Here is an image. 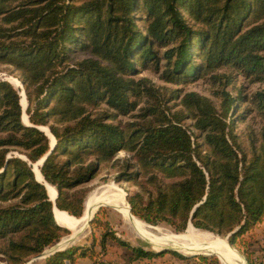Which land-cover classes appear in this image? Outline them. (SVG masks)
Wrapping results in <instances>:
<instances>
[{"label": "trees", "instance_id": "obj_1", "mask_svg": "<svg viewBox=\"0 0 264 264\" xmlns=\"http://www.w3.org/2000/svg\"><path fill=\"white\" fill-rule=\"evenodd\" d=\"M0 64L18 72L29 119H21L18 90L0 79V254L7 264H23L69 231L55 223L53 202L32 171L49 150L40 171L56 188L57 209L76 217L86 196L79 186L125 150L120 177L136 186L126 200L148 223L181 230L190 220L231 233L235 244L264 219V127L248 132L247 145L239 141L230 117L239 97L225 89L232 76L219 72L264 82V0H0ZM143 70L176 84L209 76L219 104L196 91L163 94L138 76ZM171 99L180 108L171 110ZM252 102L264 116V89ZM42 125L56 140L52 148ZM95 253L71 245L38 264L79 257L100 264Z\"/></svg>", "mask_w": 264, "mask_h": 264}, {"label": "rangeland", "instance_id": "obj_2", "mask_svg": "<svg viewBox=\"0 0 264 264\" xmlns=\"http://www.w3.org/2000/svg\"><path fill=\"white\" fill-rule=\"evenodd\" d=\"M139 16V15H138ZM141 26V23L138 22ZM219 72H225L230 74L233 78V82L225 87L226 90L230 92L235 98L238 96L237 108L232 112L231 118H234V131L240 135L239 141L242 144L247 145L246 135L250 130L259 131L264 127V116L258 113L255 104L252 102V96L254 93L264 89V82H249L241 74L230 70L221 69ZM138 76H146L151 80V82L163 91V94L168 95L172 93L173 90H178L180 92L186 91H196L201 95L209 97L212 102L218 106L219 99L215 95V90L218 88L217 83H213L209 76L203 78H198L195 80H190L184 84H176L165 82L159 78L157 73H153L150 70H143ZM8 78V80L16 87L19 96L21 97L22 107L24 109L26 103V95L23 91V86L19 80L18 72L14 71L12 68L5 64H0V79ZM17 80L20 85L17 86L15 83ZM19 87V88H18ZM24 92L25 100L22 101V93ZM179 92V93H180ZM242 96V97H241ZM178 99H171L166 104L171 107V110L180 108V106L175 107L174 104ZM105 108V105L102 104ZM173 107V108H172ZM137 111L133 112L136 114ZM27 114V113H26ZM23 120L26 115L23 111ZM28 116V115H27ZM131 115H119L118 120L122 122H127L132 119ZM26 123H28L27 119ZM24 120V122H25ZM191 120L186 119L184 124L190 125ZM44 131L50 136L52 142L51 132L48 126H40ZM194 132V129L190 127ZM19 154L16 150H11L8 154ZM22 155V154H20ZM25 156V155H24ZM130 154L125 150H120L111 163L104 166L98 174L90 181L80 185L79 187L86 189V196L88 193L92 192L94 189L104 186L109 183H113L118 189L123 192H131L136 189L131 181H127L125 178L120 177L121 172L124 171V161L128 158ZM37 166L39 169L38 162H33V166ZM34 170V168H33ZM47 182V181H45ZM49 183V182H47ZM50 184V183H49ZM51 185V184H50ZM53 186V185H51ZM54 187V186H53ZM55 189V187H54ZM56 191V189H55ZM85 203V200H84ZM84 209V205H83ZM66 212V211H65ZM68 213V212H67ZM83 214V212H82ZM73 216V215H72ZM76 217V216H74ZM81 217V216H80ZM139 222L144 223L155 236L164 237L166 234L180 235L186 233L188 226L191 225L198 231L209 232L221 240H224L227 246L233 250H236L242 257L245 264H264V231L261 227H253L250 231L244 233V235L237 237L236 243L231 244L229 242V235H220L209 230L201 229L195 227L189 221L184 229L176 230L173 226L166 222H159L156 224L148 223L137 216H135ZM79 218V217H78ZM94 220V221H93ZM93 221V222H92ZM105 225V226H104ZM81 226H77L75 229H70L67 234L61 236H67L71 232L78 230ZM111 233L117 238L123 240L126 244L136 248L133 251L129 246L122 245L121 243L112 239ZM105 235V245L101 248V239ZM164 235V236H163ZM72 245L85 246L87 249L95 250L96 261L100 264H221V259L215 255L204 252H194L203 254H183L174 248L163 249L161 251H155L152 245L142 240L133 230L131 225L124 219L123 215L116 209L109 206H101L93 215L92 220L89 225L83 230V232L77 237ZM147 250L155 252V254L142 256L137 252L138 250ZM193 253V254H194ZM29 260L23 264H38L43 258ZM90 259L88 257H79L76 264H88ZM0 264H7V262L1 257L0 254ZM223 264V263H222Z\"/></svg>", "mask_w": 264, "mask_h": 264}, {"label": "bare ground", "instance_id": "obj_3", "mask_svg": "<svg viewBox=\"0 0 264 264\" xmlns=\"http://www.w3.org/2000/svg\"><path fill=\"white\" fill-rule=\"evenodd\" d=\"M15 83L17 86L20 85L17 80H15ZM21 93L22 101L24 102L25 95L24 92ZM25 119L26 118L24 117V120ZM33 168L35 173L38 175V167L34 166ZM44 183L46 184L50 196H54L56 194L54 187L45 181ZM88 194L89 195L85 199L83 214L81 217H74L65 211L54 208V220L61 226L69 229H75L79 225H85L86 220L101 206H109L118 210L123 215L124 219L131 225L134 232L142 240L149 242L156 251L164 248H174L183 254L208 252L210 254L217 255L223 264H245L241 255L236 250L229 248L224 240H221L212 233L198 231L191 225L188 226L186 233L180 235L166 234L165 236L163 235L164 237L155 236L151 231H149L148 227L144 225V223L139 222L135 216H131L128 203L124 197V192L118 189V187L113 183L96 188Z\"/></svg>", "mask_w": 264, "mask_h": 264}, {"label": "water", "instance_id": "obj_4", "mask_svg": "<svg viewBox=\"0 0 264 264\" xmlns=\"http://www.w3.org/2000/svg\"><path fill=\"white\" fill-rule=\"evenodd\" d=\"M4 80H6V81H8L9 83H11L9 80H8V78H5ZM21 82V81H20ZM12 84V83H11ZM13 85V84H12ZM21 85L23 86V84H22V82H21ZM15 87V86H14ZM16 88V87H15ZM23 91H24V89H23ZM25 92V91H24ZM19 103H20V105H21V108H22V113H23V111H24V113H25V115H26V119H27V121L29 122V119H28V116H27V114H26V112H25V110H26V107H27V105H28V101H27V98H26V103H25V106H24V109H23V107H22V103H21V97H20V99H19ZM21 119H22V121L24 122V120H23V116L21 115ZM24 123H26V122H24ZM28 124V123H27ZM38 128L39 129H41L42 131H44V129L43 128H41L40 126H38ZM44 133L49 137V139H50V136L44 131ZM51 136H52V142H51V140H50V147L52 148L53 147V145L55 144V138H54V136L51 134ZM50 151V150H49ZM48 151V152H49ZM47 152V153H48ZM47 153L44 155V156H42L37 162H38V165H39V174L37 175L36 173H35V171L33 170V167H32V171L34 172V175H35V178H36V180L37 181H39L40 183H42L44 186H45V188H46V191H47V194H48V197H49V200H51L52 202H53V209L54 208H57L56 207V205H55V199H56V196H57V191H56V194L54 195V196H50V194L48 193V190H47V187H46V184L44 183V181H45V179H44V177H43V175H42V173H41V171H40V166L42 165V163H43V161H44V159H45V157H46V155H47ZM15 155H17V156H19V157H21V158H23V159H26V157L25 156H23V155H19L18 153L17 154H15ZM32 166H33V164H32ZM55 187V186H54ZM56 189V188H55ZM124 194H125V200H126V195H127V193L126 192H124ZM127 201V200H126ZM128 203V202H127ZM128 207H129V212H130V214H131V216L133 217L134 215L132 214V212H131V210H130V205H129V203H128ZM67 212V211H66ZM96 212V211H95ZM94 212V213H95ZM82 215V214H81ZM93 215L94 214H92L87 220H86V224L85 225H83V226H81L78 230H76L75 232H71V234H69V235H67V236H64L63 238H60L57 242H55V243H53V244H51V245H49V246H47V247H45V249L42 251V252H40L38 255H36V256H34L33 258H32V260H35V259H40V258H45V257H47V256H49L50 254H53V253H55V252H57V251H62V250H65L66 248H68L69 246H71L72 244H73V242L77 239V237L83 232V230L89 225V222L92 220V218H93ZM53 217H54V215H53ZM80 217V216H79ZM55 221V220H54ZM55 223L56 224H58L56 221H55ZM189 223L191 224V221L189 220ZM58 225H60V224H58ZM61 226V225H60ZM62 227H64V226H62ZM65 228H67V227H65ZM68 230H70L69 228H67ZM71 231V230H70ZM164 249H169V248H164ZM161 250H163V249H161ZM161 250H158V251H161ZM156 251V250H155ZM157 251V252H158ZM191 255H195V254H191Z\"/></svg>", "mask_w": 264, "mask_h": 264}, {"label": "crops", "instance_id": "obj_5", "mask_svg": "<svg viewBox=\"0 0 264 264\" xmlns=\"http://www.w3.org/2000/svg\"><path fill=\"white\" fill-rule=\"evenodd\" d=\"M256 226L261 227V230L264 231V219L260 223L256 224L255 227ZM88 264H92V260H90Z\"/></svg>", "mask_w": 264, "mask_h": 264}]
</instances>
